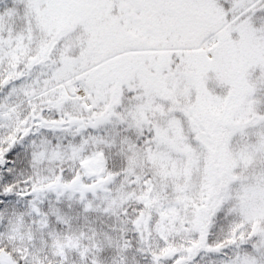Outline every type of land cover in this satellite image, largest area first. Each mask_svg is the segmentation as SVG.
<instances>
[{
    "label": "snow or ice",
    "instance_id": "snow-or-ice-1",
    "mask_svg": "<svg viewBox=\"0 0 264 264\" xmlns=\"http://www.w3.org/2000/svg\"><path fill=\"white\" fill-rule=\"evenodd\" d=\"M0 264H264V0H0Z\"/></svg>",
    "mask_w": 264,
    "mask_h": 264
}]
</instances>
